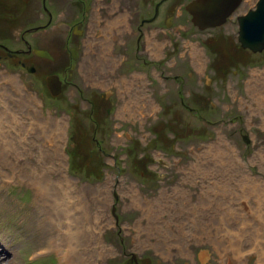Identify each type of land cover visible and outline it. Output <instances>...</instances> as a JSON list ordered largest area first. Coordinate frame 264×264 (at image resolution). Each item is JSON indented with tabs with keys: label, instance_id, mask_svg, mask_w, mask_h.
Listing matches in <instances>:
<instances>
[{
	"label": "rangeland",
	"instance_id": "1",
	"mask_svg": "<svg viewBox=\"0 0 264 264\" xmlns=\"http://www.w3.org/2000/svg\"><path fill=\"white\" fill-rule=\"evenodd\" d=\"M187 2L165 3L168 31L144 24L137 59L114 50L119 25L72 66L51 52L0 65V264H260L264 51L240 47L237 13L198 30ZM13 20L16 48L30 17Z\"/></svg>",
	"mask_w": 264,
	"mask_h": 264
},
{
	"label": "flooded vegetation",
	"instance_id": "2",
	"mask_svg": "<svg viewBox=\"0 0 264 264\" xmlns=\"http://www.w3.org/2000/svg\"><path fill=\"white\" fill-rule=\"evenodd\" d=\"M167 1L168 0H0V65L3 64V66H7V62H10V59H16V63L24 67L25 63L21 59L22 56L30 54L38 56L34 51L41 50L47 52L51 56V59L42 56L38 57L52 61L54 56L51 53H55L63 57V59L60 60L61 62H64L65 65L69 64L72 66L70 64V59L75 60L79 56V45L85 44L90 40L96 42L97 40H95V38L97 33L101 32V30L105 35L102 41H105L110 37L111 33L114 31L116 32L115 29L119 25L120 28L122 26V29L120 32L117 31L116 33L122 35V40L119 44L121 48L119 47V49L116 48L114 50L123 57L122 63L133 56L137 59V54L140 53V51L142 52L140 41L143 39L144 35V24H151L152 22L158 21V24L154 25V28L164 29L165 31L169 30L173 5H165ZM189 1L190 0H188V2ZM257 1L258 0L255 1V4ZM243 3L244 0H242L234 13L226 19V22L231 16L237 13L236 11ZM186 4L184 5V9ZM255 4L245 12H241V14L238 12L236 14V19L238 16L245 14L248 10L255 8ZM156 6L158 7L157 12ZM110 9H112L113 12L115 10L123 12L128 19L127 24L122 20L124 15L121 13L112 21L108 20L109 16L113 15ZM143 9L148 11L152 10V14L141 17V15H143ZM25 11H28L25 15L29 14L30 20L26 21L19 31L18 41L21 43V46L13 48L7 44L9 40L7 35L8 33L10 35V29L5 26L9 25L13 18L14 23L16 19L20 18L21 14H23L24 17ZM151 18H153V20L150 21L149 19ZM152 44L155 45L154 43ZM92 46L97 50L95 44H92ZM100 46L103 47L104 50H108L107 40L106 45ZM24 58L25 57H23V59ZM30 67L33 66L27 67L26 70L28 71ZM33 68V72H35L36 69L35 67ZM227 71V69H224L223 72L227 73ZM60 81V89L62 90L64 80L60 79ZM124 84L125 81L121 80L120 85L123 86ZM131 259L133 264V262L136 261V257H131Z\"/></svg>",
	"mask_w": 264,
	"mask_h": 264
},
{
	"label": "water",
	"instance_id": "3",
	"mask_svg": "<svg viewBox=\"0 0 264 264\" xmlns=\"http://www.w3.org/2000/svg\"><path fill=\"white\" fill-rule=\"evenodd\" d=\"M163 1V0H162ZM242 0H190L185 9L191 15V22L199 30L216 28L226 22V19L234 13ZM156 6V12H157ZM150 21L153 18L149 19ZM237 40L240 47L248 49L253 53L264 50V0H258L255 8L248 10L245 14L238 16ZM38 56L51 59V56L41 50L34 51ZM30 67L28 72H33ZM46 84L52 96L60 94L61 81L56 74L46 77ZM248 142L247 139H245ZM135 254L132 255V258ZM124 264H132L129 259Z\"/></svg>",
	"mask_w": 264,
	"mask_h": 264
},
{
	"label": "bare ground",
	"instance_id": "4",
	"mask_svg": "<svg viewBox=\"0 0 264 264\" xmlns=\"http://www.w3.org/2000/svg\"><path fill=\"white\" fill-rule=\"evenodd\" d=\"M154 43V42H153ZM153 45V44H152ZM13 148V150H11V152L12 153H14L15 152V149H14V147H12ZM2 149V148H1ZM3 150H4V148H3ZM15 154V153H14ZM41 179V178H40ZM43 189H44V187H43ZM40 193V192H39ZM61 199H63V198H61ZM60 199V200H61ZM65 200H63V202H64ZM65 204V203H64ZM69 207V206H68ZM67 206H66V208L63 210V212H64V215H65V217H67L68 218V220L70 219V220H72L73 221V218H74V214H72V210L70 209V208H68ZM63 215V214H62ZM70 229V228H69ZM67 230H68V228H67ZM72 230V229H71ZM70 230V231H71ZM81 234V233H80ZM79 235V234H78ZM77 237V235H76V233L75 234H70L66 239H65V241H73V239H75ZM255 241H256V239H255ZM68 244V243H67ZM66 244V245H67ZM72 244V243H71ZM73 245V244H72ZM233 245H235L236 247H237V249L239 248L240 249V243L238 242V241H235V243H234V241H233ZM261 250V249H260ZM263 251V250H262ZM259 252V251H258ZM264 252V251H263ZM238 255V254H237ZM236 255V256H237ZM260 255H262V254H260ZM263 256V255H262ZM80 257V256H79ZM260 258V257H259ZM261 261V262H260ZM259 262H260V264H264V257L263 258H261V260H260Z\"/></svg>",
	"mask_w": 264,
	"mask_h": 264
}]
</instances>
